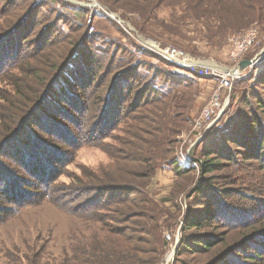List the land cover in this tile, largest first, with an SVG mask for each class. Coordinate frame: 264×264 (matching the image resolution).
Listing matches in <instances>:
<instances>
[{
	"label": "trees",
	"instance_id": "trees-1",
	"mask_svg": "<svg viewBox=\"0 0 264 264\" xmlns=\"http://www.w3.org/2000/svg\"><path fill=\"white\" fill-rule=\"evenodd\" d=\"M28 1L0 0V75L16 70L7 75L10 91L3 98L8 104L16 105L4 107L8 117H4L5 123H0V158L15 145L20 153L13 159L18 157V166L23 165L29 172L28 175L23 170L0 167V220L13 215L18 209L15 203L30 200L32 190L39 192L42 200L51 191L45 178L52 171L46 155L55 156V160L74 152L77 136L73 129L59 119L56 124L47 123L48 118L64 115L65 121H81L85 116L86 128L80 127L84 137L89 136L90 140H94L99 129L116 126L126 118L131 140L123 142L125 152L121 150L114 155L122 171L118 182L96 181L86 191L89 205L95 204V194H106L99 202L102 210L112 214H93L95 219L93 216L92 219L99 225L82 241L63 248L61 253L47 254L42 249V253L34 254L33 262L25 254L23 264H159L166 250L163 231L171 228L177 219L175 213L160 207L161 202L177 207L174 202L180 192L187 200L195 195L200 199L195 200L194 206L189 203L175 255L177 263H182L180 258L185 254L193 256L194 264L264 262V60L257 63L252 73L234 81L236 87L248 82L239 94L237 89L231 94V104L240 101L247 106L244 112H239V120L220 133L213 130L208 144L214 147L202 148L200 156L193 149L192 164L186 165L177 155L173 139L181 131L172 126L183 127L189 114L192 117L197 91L176 92L173 96L171 93L182 82L188 84L185 72H192L167 61L158 52L146 51L175 69L156 70L152 63L134 58L140 47L132 45L133 49L127 50L100 32H90L94 20L83 21L78 17L79 13L87 12L85 6L70 0H51V3L36 0L27 4ZM99 1L112 10L121 8L136 13L145 24L152 21L157 29L162 28L161 32L168 34L175 31L173 25L178 24L179 29L185 27L180 20H191L208 32L215 30L225 35L235 27L244 26L242 21L246 16L242 13L254 12L261 2ZM42 8L46 11V23L40 26ZM178 11L185 14L179 16ZM93 44L96 47L91 49ZM106 61L107 66L102 67ZM209 76L208 80L218 82L215 75ZM53 98L65 107L46 111ZM40 117L43 119L39 124L35 123ZM34 123L37 132L30 130ZM52 128L58 135L66 134L69 143L74 141L68 150L63 152L58 147L65 146L62 140L58 145L45 137ZM194 163L200 168L195 182L191 176ZM159 167L171 170L176 176L171 196L160 200L156 199ZM65 210L83 214L70 207Z\"/></svg>",
	"mask_w": 264,
	"mask_h": 264
},
{
	"label": "rangeland",
	"instance_id": "rangeland-1",
	"mask_svg": "<svg viewBox=\"0 0 264 264\" xmlns=\"http://www.w3.org/2000/svg\"><path fill=\"white\" fill-rule=\"evenodd\" d=\"M33 1L36 0H29L27 4ZM42 1L51 3V0ZM70 1L87 7L85 8V10L87 9V12L84 14L79 13L78 17L79 20L82 19L83 21L87 19L90 21L92 19L94 20V25H90V32H100L102 35L107 36L111 41H116L119 45L126 47L127 50L133 49L132 45L140 47L141 50L136 52V55L134 54V58L140 59L149 64L152 63L156 70L173 71L175 69L171 67L170 64L166 65L162 61L154 58L150 53H146V51L152 52L153 50L161 54L153 47V44L160 48L178 47L190 58L200 59L204 63L213 62L211 64L216 63V65L222 67H229V64H231L229 58L231 39L251 28H257L259 30V40L249 49V51H247L244 58H256L257 60L253 66H249L243 72V75H245V73H252L257 63L264 60V0H261L260 5H258L254 12L242 13L244 17L246 16L242 21L244 26L235 27L229 30L228 32L230 33L226 35L223 32L215 30L208 32L201 24H196L191 20H180L181 24H185V27L179 29L178 24L173 25L175 31L172 32L173 34H168L166 32H161L163 30L162 28H159L160 30L157 29L156 25H154L155 23L152 21L145 24L136 13L121 8L112 10L108 6L102 4L99 0H86V2L82 4L75 0ZM53 6H57V4H54ZM164 11L167 13V10ZM45 13V8H42L39 18L40 26L46 23V21H44ZM178 14L180 16L185 13L178 11ZM72 15L73 12H70V16ZM159 15L162 17L163 12L159 13ZM71 18H73V16ZM136 21L139 22V25L143 26L138 27ZM62 24L65 29H68V25L64 23ZM177 41H179V43ZM94 47H96L95 44L91 46V49ZM111 51L108 52L109 55H111ZM101 59H103V57ZM106 63L107 61L103 63L102 67L107 66ZM171 63L187 68L192 72V74L185 72L188 75L186 76L188 84L182 82V85L177 86L174 89L171 96L176 92L181 93L190 90L197 91V105L195 104V111L191 114L192 117H190L189 114V118H187L188 120L182 124L184 125L183 127L177 125L172 126V129L181 131L179 132L180 134L175 135L173 138L175 139L177 155L179 158L184 156L187 157V155L191 156L194 149L193 153L200 156L202 148L207 147L206 149H211L214 147L212 144H208L209 139L212 138L210 133L213 130H218L217 133H220L228 125L239 120V112H244L247 106L240 101H234V103L231 104L230 97L228 104L213 123L209 125V122L201 121V123L197 125V122L201 118L202 109L210 100L218 82L208 80L210 77L209 75L199 74L190 67H185L174 62ZM199 70L200 69H197V71ZM15 72L16 70H12L8 74H13ZM113 73L114 70L112 68L111 76ZM196 73L203 76V79L200 80L198 77H195ZM7 75H0V123H5L6 118L4 117H8L7 114H4V107L10 105L14 108L16 105L11 104V102L8 104V101H5L3 98L7 91H10L9 84L7 83ZM109 80H106V82H110ZM210 83H213V86H211ZM247 86L248 82H245L236 87L235 82L233 83L231 94L233 91L235 92L236 89L238 93ZM59 93L60 92L58 91L57 96ZM59 103H61V106ZM59 107L63 108L65 107V104L58 101L56 98H53L47 104L46 111H49L50 109H58ZM170 115L173 116L176 121H181V118H177L178 116L175 114ZM65 118L64 115L58 116L56 119L48 118L47 120L49 122L47 121V123L52 122V124H56L55 121L60 120L62 123L67 124L68 127L73 129L75 136H77V143H75V145H77L74 147V152L72 153L71 151L68 154V157H63V159L61 158L62 156H60V160L59 158L54 160L55 156L49 157L46 155L47 163H51H49V165L52 171L51 174H49L51 176L45 175V178L50 182L51 188L48 186L47 188L51 191H48V195L42 200L41 194L35 189L32 190L33 194L29 195L30 200L19 202L18 204L15 203V207L18 209L16 211L14 210L13 215L4 220H0V264H23L22 257L25 254L31 257L33 262L34 254L42 253V249H45L47 254L61 253L63 248H68L76 244L78 241H82L85 236H88L93 232L96 225H99L98 222L92 219L93 214H112L106 209L102 210L101 202H99L102 197H107L106 194H103V196L95 194V204L89 205L87 204L89 192L86 191L87 189H91L96 181H103V183L110 184V182H118L122 177V171L118 169V163L114 155L121 150L125 152L126 145L123 142L125 140H131V130L127 124L128 120L125 118V120L118 122L116 126H104L103 130H98L97 136L94 137V140H90L89 136L87 138L84 137V132L80 127L81 125H84L86 128L88 122L85 116L81 121H65ZM42 119L43 117H40L38 120H35V123L39 124ZM35 123L30 126V130L33 132H37L38 130V126H36ZM65 136L66 134H56L54 128L48 130L47 135H45V137L54 140L53 142L58 143V145L60 144L59 140L65 142L63 148H61L60 145L58 146L63 152L68 150L74 142L71 141L69 143V138H66ZM19 145L21 144L18 143V146ZM231 145L236 147L234 144ZM17 153L19 154L20 152L19 148L15 145L5 150L2 154L3 156L0 158V167L8 168L12 171L23 170L24 173L29 175L28 170H26L23 165L18 166L20 162L19 158L15 157L16 160L13 159V156H16ZM182 160H184V158H182ZM191 164L192 162L189 165ZM193 167L195 168L191 176L194 177L195 182L199 179L200 168L196 163L193 164ZM237 173L241 174L242 171H238ZM175 177V174L171 170H165L160 167L157 169L159 190L157 191L156 199H166L171 196L170 192L175 184ZM156 179H154V181H156ZM44 187L46 186L44 185L42 189H44ZM155 187L156 185L154 188ZM198 199H200V196L195 195L187 200L186 195L180 192L178 198L174 202L177 207H174L171 203L163 204V202H161L160 207H165L166 209L164 210L168 209L170 212L175 213L177 219L171 228H167L163 231V239L166 241V250L159 264L165 263L167 255L172 251V242H174V244L178 242L176 245L178 246L182 234L181 228L183 220L185 219L188 207L190 206L189 203H191V206H194L196 202L195 200ZM65 207L78 209L85 215L72 214L65 210ZM111 223L112 225H115L113 222H109V224ZM167 234L171 235V240L166 238ZM46 243H48V245L47 247H44ZM176 251L177 247L175 248L173 255L174 258L170 264L180 263H177L175 257ZM180 259H182L181 264H194V258L192 255L185 254L184 256H181ZM261 264H264V262Z\"/></svg>",
	"mask_w": 264,
	"mask_h": 264
},
{
	"label": "built area",
	"instance_id": "built-area-1",
	"mask_svg": "<svg viewBox=\"0 0 264 264\" xmlns=\"http://www.w3.org/2000/svg\"><path fill=\"white\" fill-rule=\"evenodd\" d=\"M76 2L82 4L85 3L86 0H75ZM259 40V30L257 28H251L247 31H245L242 34H239L238 36H234L231 39V48L229 52V58L231 61V64H229L230 68L235 67L244 57L247 51ZM153 47L159 51L165 59L168 61L177 63L179 65L190 67L194 71L198 72L199 74H206V75H215L218 78V83L216 85L215 90L213 91L210 100L207 102V104L202 109V114L200 120L197 122V125L201 123V121H207L209 122V125L213 123L216 118L219 116V114L222 112V110L225 108V106L228 104L230 97H231V91L234 81L237 78H240L243 75V72L241 74H235L231 70H225L224 67L211 64L204 63L200 59L190 58L188 57L185 52L178 47H165L160 48L159 46L153 44ZM254 65V64H253ZM252 65V66H253ZM197 69H200L197 71ZM184 158V160H182ZM181 161L182 163L189 165L192 162V158L190 155H187L182 157ZM166 238L168 240H171V235L167 234ZM178 242L174 244L172 242V251L169 253L171 254V258H167L165 260V263L162 264H170L173 260V255L175 252V248L177 247Z\"/></svg>",
	"mask_w": 264,
	"mask_h": 264
},
{
	"label": "water",
	"instance_id": "water-1",
	"mask_svg": "<svg viewBox=\"0 0 264 264\" xmlns=\"http://www.w3.org/2000/svg\"><path fill=\"white\" fill-rule=\"evenodd\" d=\"M256 60H257L256 58H253V59L243 58L235 67L230 68V67L224 66V68H225V70H231L235 74H241L249 66H252L253 64H255ZM210 63H213V62H210ZM210 63H209V65H210ZM214 64H216V63H214Z\"/></svg>",
	"mask_w": 264,
	"mask_h": 264
},
{
	"label": "bare ground",
	"instance_id": "bare-ground-1",
	"mask_svg": "<svg viewBox=\"0 0 264 264\" xmlns=\"http://www.w3.org/2000/svg\"><path fill=\"white\" fill-rule=\"evenodd\" d=\"M172 255H169L168 258L170 259Z\"/></svg>",
	"mask_w": 264,
	"mask_h": 264
},
{
	"label": "crops",
	"instance_id": "crops-1",
	"mask_svg": "<svg viewBox=\"0 0 264 264\" xmlns=\"http://www.w3.org/2000/svg\"><path fill=\"white\" fill-rule=\"evenodd\" d=\"M211 86H213V83H210Z\"/></svg>",
	"mask_w": 264,
	"mask_h": 264
}]
</instances>
